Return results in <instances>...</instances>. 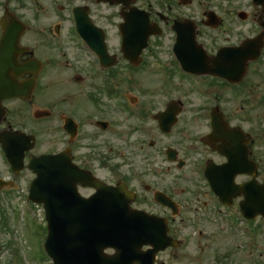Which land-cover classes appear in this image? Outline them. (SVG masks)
Listing matches in <instances>:
<instances>
[{
  "label": "flooded vegetation",
  "instance_id": "flooded-vegetation-1",
  "mask_svg": "<svg viewBox=\"0 0 264 264\" xmlns=\"http://www.w3.org/2000/svg\"><path fill=\"white\" fill-rule=\"evenodd\" d=\"M96 5L117 10L113 18L116 52L112 50L108 28L96 22ZM75 10L83 25L82 33L77 29ZM133 15L142 18L141 32L151 34L138 66L126 58L121 47L120 25L123 17ZM96 26L105 34L112 67H102L100 59L85 49L84 37L96 41ZM177 43L181 55L174 51ZM156 45L165 55L164 73L176 76L182 86L199 96L196 101L203 104L198 113L184 115L183 100L168 101L165 109L150 113L140 105L139 99L128 98L130 86L136 81L131 76L119 81L121 64H128L131 72L139 71L144 65L149 67L146 56H156L153 50ZM12 49L14 54L7 61V69L5 61L0 59V74L12 75L9 89L14 92L24 81L38 76L28 100L6 99L4 74L0 79L2 163L6 150L19 151L17 133L34 135L29 129L17 126V122L21 104L29 109L34 106L43 76L66 73L73 76L71 82L75 86L92 81L103 89L112 86L118 90L115 96L118 114L134 118L137 122L134 127L142 138L136 142L129 138L127 150L131 144L136 145L133 152L124 155V161L111 145L110 152L122 157L114 156L118 166L111 169V179L117 181L108 185L124 184L132 193V208L167 219L170 236L179 240L183 249L199 250L198 244L189 246L195 239L211 253L212 264H226L234 254L231 248H221L223 239L237 242L244 251L253 250L248 264H264V217L254 211L252 220L245 219L246 198L234 190L251 181L258 185L264 182L258 158L261 152L257 147L262 132L260 117L264 116V0H123L118 6L99 0H0V54ZM28 63L32 64L31 69L21 75V66ZM67 92L55 101L48 98L52 104L42 110L48 115L41 121L55 119L63 130L64 118H71L80 130L79 113L73 109L82 106L78 103L70 106L73 109L67 108L65 102L77 95ZM28 112L34 116L36 108ZM165 112L173 114L165 117ZM166 120L174 122L168 133L163 132ZM97 122L105 121H96L97 129L118 135V128L111 121L105 122V129L99 128ZM175 128L179 139L163 143L160 137H171ZM138 150L148 158H158L161 172L154 175L135 167L129 156ZM32 152L34 149L25 153V165ZM239 166H246L250 173L239 174ZM120 170H126V174ZM27 172L25 168L16 176L7 166L0 168V178L13 184L25 178L22 175ZM223 184L232 187L220 196L213 186ZM138 188L146 207L132 205L139 195ZM259 201L256 198V209ZM162 202L174 203V207ZM187 225L191 230L185 228ZM240 264L246 263L242 260Z\"/></svg>",
  "mask_w": 264,
  "mask_h": 264
},
{
  "label": "rangeland",
  "instance_id": "rangeland-1",
  "mask_svg": "<svg viewBox=\"0 0 264 264\" xmlns=\"http://www.w3.org/2000/svg\"><path fill=\"white\" fill-rule=\"evenodd\" d=\"M96 22L102 27L105 26L109 33V41L112 45V50L118 51L117 38L115 35L113 18L116 17L117 10L115 8H102L96 5ZM153 49L156 56L153 58L150 55L146 56V62L149 67L145 65L137 72H131L128 64L122 63L121 70H119V81L129 78L131 76L133 82L136 84L130 86V94L140 100V105L148 110L150 113L165 109L166 103L171 100H183L185 102L184 115H193L198 113L197 109L202 102H197L199 96L192 93L187 86L181 85L180 80L176 76L165 74L166 72L164 62L165 55L160 50ZM168 75L171 81L168 80ZM71 74L57 73L43 76L42 87L37 92V98L34 106L31 109L25 105H20V117L17 126L24 129H29L37 139V145L34 148L33 155H40L46 152H55L63 150L68 147V138L60 129L59 123L52 120H42L37 122L33 115H30L29 110H43L49 107L52 103L48 101L50 97L53 101L57 97L62 96L63 92L67 90L68 94L77 93L76 97H70L65 104L67 108L76 106L80 103L79 109H73L79 113L81 127L79 135L72 146V155L80 168L90 171L94 176L98 177L105 184H113L115 180L111 179V169L117 167L118 160L114 156L122 157L128 156L132 151L134 145L131 144L129 150L127 145L130 142L129 138H142L136 131L135 119L123 117L117 112L118 101L115 97H109L104 93L103 86L96 84L95 81L88 82L86 85L81 84L75 86L71 82ZM137 79V80H136ZM170 84V85H168ZM85 85V86H84ZM263 91V90H262ZM94 94V96L92 94ZM88 95L87 97L85 96ZM226 98V97H225ZM58 100V98H57ZM190 100V101H188ZM194 100V101H192ZM227 100V99H226ZM50 103L49 105H47ZM205 103H207L205 101ZM164 106V107H163ZM236 113V112H234ZM263 113V110H262ZM96 121H105L115 124L118 128V135L112 136L109 131L102 132L95 126ZM137 123V122H136ZM261 131L258 137L257 147L260 149L261 174L264 177V116L260 117ZM178 130H173L171 137H160L163 143L177 141L179 139ZM111 145L117 148L116 152L111 153ZM71 147V146H70ZM133 152V151H132ZM136 152V153H135ZM129 157L133 161V165L142 169L146 173L157 175L161 172V167L158 166V158H148V155L141 153L142 151H135ZM152 155H154L152 153ZM259 155V152H258ZM155 156V155H154ZM114 160V162H113ZM126 162H123L125 164ZM3 163L0 159V168H3ZM121 171V170H120ZM158 171V172H157ZM126 174V170L121 171ZM31 173H26L25 180H19V187L15 190H2L0 192V264H52L50 258L46 255L44 244L46 239L45 220L42 217L34 216L33 214H25L27 187L32 180ZM136 187L133 186V190ZM139 190V188H138ZM82 194L88 196L92 194L91 190H81ZM139 195L132 203L138 208L146 207ZM28 210V209H27ZM33 211L40 212L41 208H34ZM189 230L188 225L185 227ZM184 228V229H185ZM184 233H186L184 231ZM193 238V235L189 233ZM198 244L201 249L197 250L194 247L182 248L179 250H168L158 256V263L165 262L166 264H212L210 254L204 250L202 244H199L195 239H192V244ZM231 248L234 252L231 259L226 264H240L242 260L246 264L250 262L247 260L253 256V250L247 252L240 248L237 242L230 239H223L221 248ZM189 248V249H188ZM220 248V247H219ZM219 248H217L219 250ZM196 253V254H195ZM232 262V263H231Z\"/></svg>",
  "mask_w": 264,
  "mask_h": 264
},
{
  "label": "water",
  "instance_id": "water-1",
  "mask_svg": "<svg viewBox=\"0 0 264 264\" xmlns=\"http://www.w3.org/2000/svg\"><path fill=\"white\" fill-rule=\"evenodd\" d=\"M103 55V54H102ZM105 57V55H103ZM6 59V58H5ZM7 61V60H6ZM7 88V87H6ZM22 94L26 92L21 88ZM173 113L166 112L163 116L169 117ZM37 164V167H36ZM30 167L37 174V179L30 187V198L37 203H44L48 211V221L50 222V235L48 239V251L54 258L56 264H89L88 260L95 258L91 264H144L147 259L140 251L144 241V234L135 229H128V219H137L138 213L131 212L129 202L126 198L127 192L124 187L108 189L97 182L89 173L79 170L72 164L69 153H63L57 156H46L31 160ZM78 184L97 188L101 194H109L110 197H116L118 217L116 228L110 231H99L96 233V195L90 199L82 198L78 191ZM244 186V190H245ZM1 188V184H0ZM251 185L248 189L251 190ZM263 190V187H262ZM261 190V195L264 193ZM48 196V197H47ZM120 198V199H119ZM71 200H73L71 202ZM73 204L76 211L88 210L91 213L79 217L73 222L66 223V218L50 217V211H65L66 208L55 207L48 208V202H61ZM56 231V243L55 229ZM156 237L148 241L155 245L157 237L161 240L154 250H151V259L148 264H153L154 256L160 250L166 249L170 242L165 243L167 239V229L164 223L156 226ZM63 232V233H62ZM65 237V239H64ZM141 241H140V240ZM172 241L171 239H167ZM165 243L164 245H162ZM160 245V246H159ZM162 245V246H161ZM108 247H113L116 254L106 256L103 251ZM99 260V262H98ZM144 261V262H143Z\"/></svg>",
  "mask_w": 264,
  "mask_h": 264
}]
</instances>
